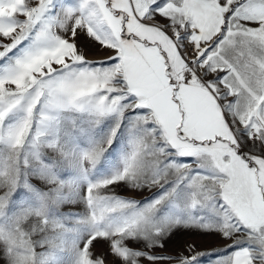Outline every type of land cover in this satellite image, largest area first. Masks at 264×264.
Returning a JSON list of instances; mask_svg holds the SVG:
<instances>
[{"label":"snow or ice","instance_id":"snow-or-ice-1","mask_svg":"<svg viewBox=\"0 0 264 264\" xmlns=\"http://www.w3.org/2000/svg\"><path fill=\"white\" fill-rule=\"evenodd\" d=\"M205 258L264 264V0H0V264Z\"/></svg>","mask_w":264,"mask_h":264},{"label":"rangeland","instance_id":"rangeland-1","mask_svg":"<svg viewBox=\"0 0 264 264\" xmlns=\"http://www.w3.org/2000/svg\"><path fill=\"white\" fill-rule=\"evenodd\" d=\"M187 244L198 245V250H211L214 247V242L211 240H206L205 238L196 236L190 233L180 234L176 237L175 242L169 247L173 250H181ZM203 264H210V262L205 258Z\"/></svg>","mask_w":264,"mask_h":264}]
</instances>
